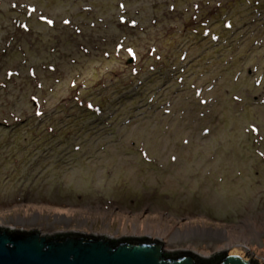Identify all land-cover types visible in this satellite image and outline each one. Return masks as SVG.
<instances>
[{
    "label": "rangeland",
    "instance_id": "1",
    "mask_svg": "<svg viewBox=\"0 0 264 264\" xmlns=\"http://www.w3.org/2000/svg\"><path fill=\"white\" fill-rule=\"evenodd\" d=\"M0 228L264 263V0H0Z\"/></svg>",
    "mask_w": 264,
    "mask_h": 264
},
{
    "label": "water",
    "instance_id": "2",
    "mask_svg": "<svg viewBox=\"0 0 264 264\" xmlns=\"http://www.w3.org/2000/svg\"><path fill=\"white\" fill-rule=\"evenodd\" d=\"M164 254L170 255L165 258ZM199 258L190 252L163 250L160 241L150 238L110 239L77 233L42 238L37 232L0 228V264H202ZM201 258L210 259L207 264H264L235 249Z\"/></svg>",
    "mask_w": 264,
    "mask_h": 264
},
{
    "label": "trees",
    "instance_id": "3",
    "mask_svg": "<svg viewBox=\"0 0 264 264\" xmlns=\"http://www.w3.org/2000/svg\"><path fill=\"white\" fill-rule=\"evenodd\" d=\"M111 243H115V242H118L117 240H112L110 241ZM175 254V253H174ZM170 254H164V257L167 258ZM199 261L202 263V264H207L210 262V259H204V258H199ZM254 262V261H253ZM255 264V262H254Z\"/></svg>",
    "mask_w": 264,
    "mask_h": 264
},
{
    "label": "bare ground",
    "instance_id": "4",
    "mask_svg": "<svg viewBox=\"0 0 264 264\" xmlns=\"http://www.w3.org/2000/svg\"><path fill=\"white\" fill-rule=\"evenodd\" d=\"M16 231V230H15ZM236 251H239V252H244L242 249H240V248H236L235 249Z\"/></svg>",
    "mask_w": 264,
    "mask_h": 264
}]
</instances>
